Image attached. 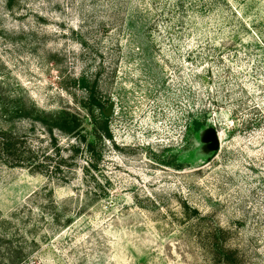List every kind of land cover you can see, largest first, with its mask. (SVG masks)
Here are the masks:
<instances>
[{"label": "rangeland", "instance_id": "obj_1", "mask_svg": "<svg viewBox=\"0 0 264 264\" xmlns=\"http://www.w3.org/2000/svg\"><path fill=\"white\" fill-rule=\"evenodd\" d=\"M202 1L139 0L122 32L100 25L113 0H0V129L23 153L0 161V264H212L208 224L264 264V0ZM83 75L113 103L90 172L44 123L70 110L93 139Z\"/></svg>", "mask_w": 264, "mask_h": 264}, {"label": "trees", "instance_id": "obj_2", "mask_svg": "<svg viewBox=\"0 0 264 264\" xmlns=\"http://www.w3.org/2000/svg\"><path fill=\"white\" fill-rule=\"evenodd\" d=\"M114 6L110 5L105 10V19L100 21V25L103 31H108V29L122 31L124 29L125 21L131 15L130 9H133L139 14H143L139 8V0H113ZM4 6L7 10H13L17 5L19 0H3ZM137 2V3H136ZM200 2L201 7L204 6L202 0H198ZM175 4L177 7L182 9L184 12L185 0H175ZM111 7V8H110ZM146 10V8L144 9ZM133 14V13H132ZM124 15L123 19L122 16ZM136 16H140L137 15ZM123 21V24H122ZM184 21V20H183ZM181 20V23H183ZM117 22L119 25H116ZM149 25V20H146ZM154 22V20H153ZM184 24V23H183ZM131 30H138L137 25H135L132 21ZM74 86L76 88L82 89L85 92V101L84 107L89 108L91 111L92 120V137L91 141L85 139V137L81 134V126H82V118L80 115L76 113H71L70 110H63L55 116L49 118V121H44L46 124L47 130L50 134H52L53 130L56 129L66 135H70L74 137L80 144H84L85 147L84 152L89 156V162L87 163L86 172H90V170H97L99 160H101V152L100 147L104 139H108L110 137L108 133V118L104 115V110L107 108L109 104L108 98L103 96L101 93V89L98 85V80L95 78L92 80L91 78L83 75L80 78H76L74 81ZM94 111L98 112V116H94ZM195 132H199L200 128H194ZM15 137L13 134L6 132L5 130L0 129V161H2L5 165L10 167L19 166L20 157H22L23 153L18 154L17 143L15 142ZM77 148H72L74 154H76L79 150ZM187 217L205 221L208 219L207 215H202L198 210L193 208L192 210H188L186 206H184ZM191 211V212H190ZM229 238L228 230L221 228L220 226H214L212 224H208L207 227V240L209 246V254L210 261L212 264H244L246 250L244 248L237 247H229L227 245V241Z\"/></svg>", "mask_w": 264, "mask_h": 264}, {"label": "water", "instance_id": "obj_3", "mask_svg": "<svg viewBox=\"0 0 264 264\" xmlns=\"http://www.w3.org/2000/svg\"><path fill=\"white\" fill-rule=\"evenodd\" d=\"M113 110V103L110 102L107 106V108L104 110V115L109 118L111 116ZM206 139L210 142H212V144L216 145L217 143V139H216V134L214 132H210L209 134H207Z\"/></svg>", "mask_w": 264, "mask_h": 264}]
</instances>
